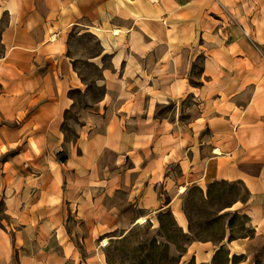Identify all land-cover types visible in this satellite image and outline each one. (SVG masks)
<instances>
[{
	"label": "crops",
	"instance_id": "1",
	"mask_svg": "<svg viewBox=\"0 0 264 264\" xmlns=\"http://www.w3.org/2000/svg\"><path fill=\"white\" fill-rule=\"evenodd\" d=\"M34 1L0 11L8 18L0 32V264H78L62 203L47 201L59 191L46 185L47 161L68 174L77 198L96 181L150 220L168 210L183 232L180 197L239 184L247 197L229 210H242L252 235L227 238L226 258L247 260L237 250L264 242V0ZM87 37L99 50L82 60L73 39ZM95 86L101 98L81 110L67 140L75 95L87 98ZM208 244L190 242L183 259L210 264L221 248Z\"/></svg>",
	"mask_w": 264,
	"mask_h": 264
},
{
	"label": "rangeland",
	"instance_id": "2",
	"mask_svg": "<svg viewBox=\"0 0 264 264\" xmlns=\"http://www.w3.org/2000/svg\"><path fill=\"white\" fill-rule=\"evenodd\" d=\"M36 5L34 0H0V11L15 6L32 9ZM7 21V14H0V32ZM53 35L55 34H49V41ZM73 43L77 56L82 60L87 56L96 55L99 50L97 42L90 37L73 39ZM2 52L0 43V56ZM83 63L81 62L79 67L85 76L97 79L99 76L97 69ZM101 96L102 88L96 86L88 93L87 98L79 93L75 95V107L65 115L63 128L67 140L72 141L76 136L81 110ZM172 108L170 104L166 108H161L159 113L161 115L164 112L170 113ZM2 151L3 148L0 147V153ZM55 156L57 162L63 161L65 152ZM173 172L172 178L177 174V171L173 170ZM45 180L46 185L57 187L59 190L56 197L52 193L47 195V201L62 203L61 217L64 230L75 240L74 244L81 255L76 259L78 264L82 261L88 264H196L191 259H183L187 246L192 241H208L210 250L212 245L221 248L210 264H227V238H245L252 235L250 225H245L242 210L236 207L229 210L235 202L244 201L247 197L245 190L239 184L218 182L210 185L205 194L197 188L187 191L179 198L189 221V230L183 232L168 210L156 211L151 215L150 220L149 212L146 213L133 202L126 200L125 193L104 195L101 184H97L99 182L96 181L91 194L83 197L84 199H81L82 195L77 198L68 188L76 184L68 174L61 172L49 161H47ZM162 192L163 188L159 186L157 193ZM81 201L82 209L77 211L75 203ZM4 217L0 210V219ZM138 219L139 221L136 222ZM86 233L87 242L83 239ZM248 245L244 248L241 246L237 250H247L248 259L240 256L234 260V263L264 264V242L255 241ZM87 254L90 256L86 259Z\"/></svg>",
	"mask_w": 264,
	"mask_h": 264
}]
</instances>
